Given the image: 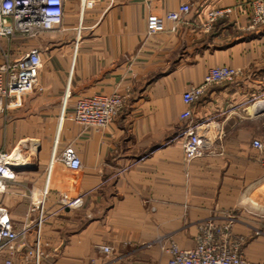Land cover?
I'll return each mask as SVG.
<instances>
[{
    "label": "crops",
    "instance_id": "1",
    "mask_svg": "<svg viewBox=\"0 0 264 264\" xmlns=\"http://www.w3.org/2000/svg\"><path fill=\"white\" fill-rule=\"evenodd\" d=\"M250 1L66 0L60 28L24 40V49L41 50L43 63L34 88L0 112V149L21 155L0 205L22 227L54 151L72 145L83 163L80 206H66L55 188L47 194L41 264H166L167 238L195 246L201 221L225 208L238 215L245 254L264 263V150L252 143L264 140V33L230 35L231 28L257 31L248 24ZM184 2L193 5L184 19L148 32L150 14ZM220 7L233 11L207 29L209 10ZM222 64L244 73L212 84L193 105L208 139L222 143L188 159L183 92ZM115 91L127 100L107 126L72 119L78 98ZM35 237L33 226L26 240ZM24 250L23 239L10 242L0 264L6 257L34 264Z\"/></svg>",
    "mask_w": 264,
    "mask_h": 264
},
{
    "label": "built area",
    "instance_id": "2",
    "mask_svg": "<svg viewBox=\"0 0 264 264\" xmlns=\"http://www.w3.org/2000/svg\"><path fill=\"white\" fill-rule=\"evenodd\" d=\"M66 0H0V112L5 111L9 102L30 92L38 83L42 67V54L38 47L24 49V40L37 37L43 31L55 30L62 26ZM192 3L184 2L177 9L165 15L156 13L148 17V32L162 30L165 19L180 21L192 11ZM233 7H220L209 10L204 26L211 29L213 23L228 16ZM249 27L264 23V0H254ZM244 73L241 67L228 64L209 68L202 83L190 86L183 92L186 108L180 118L186 121L184 150L188 159L202 156L208 148V137L204 132V121L193 117V105L215 83L234 81ZM127 95L118 91L110 94L95 93L76 100L73 116L83 125L98 128L107 126L121 111ZM253 146L264 150V141L254 138ZM21 155L19 151L9 152L0 149V192L5 183L17 177ZM83 163L77 150L67 145L62 151H54L47 168V181L40 199L29 206L28 219L22 227H16L8 209L0 205V250L18 239H23L24 258L34 264H41L45 250L41 240V228L46 218V197L51 188L63 194L66 206L78 207L82 204L80 191ZM37 212L36 216L33 214ZM238 219L236 211L230 208L214 212L199 224L196 245L182 247L172 237L168 240L170 257L166 264H264L251 260L244 251L245 237L234 229ZM36 228L32 242L26 240L31 227ZM101 249L110 253L113 247L104 244ZM2 264H14L12 257H6Z\"/></svg>",
    "mask_w": 264,
    "mask_h": 264
},
{
    "label": "rangeland",
    "instance_id": "3",
    "mask_svg": "<svg viewBox=\"0 0 264 264\" xmlns=\"http://www.w3.org/2000/svg\"><path fill=\"white\" fill-rule=\"evenodd\" d=\"M253 1L254 0H251L250 2H251V4H250V8H249V10L250 11H248V13L250 12V14H251V12H252V9H253ZM249 15V14H248ZM248 24L250 25V22H248ZM252 30H257V32H260V31H262L263 29H264V23L263 24H261V25H259V26H256V27H254V28H251ZM245 32H249V30H247V29H242V28H231V32H230V35H231V37H233L234 39H239V38H242L243 36H246V35H248L247 33H245ZM23 95H21L20 97H18V99H20L21 97H22ZM263 110H264V108H262ZM64 110H65V107H63V110H62V114H63V112H64ZM72 116V119H74L75 120V118H74V116H73V113L71 114ZM263 119H264V115H263ZM76 121V120H75ZM264 121V120H263ZM76 122H78V121H76ZM78 123H80V122H78ZM81 125H83L82 123H80ZM254 125H256V126H258V127H260L261 126V130H262V134L264 135V122L259 126V122H256V124H255V122H250V126H254ZM264 141V140H263ZM222 142H216V141H214V142H212V140L211 139H209L208 140V148H213V147H215V144H221Z\"/></svg>",
    "mask_w": 264,
    "mask_h": 264
},
{
    "label": "trees",
    "instance_id": "4",
    "mask_svg": "<svg viewBox=\"0 0 264 264\" xmlns=\"http://www.w3.org/2000/svg\"><path fill=\"white\" fill-rule=\"evenodd\" d=\"M264 33V29L260 32L254 31L252 33H250L249 35H247L246 37H254V36H258L260 34Z\"/></svg>",
    "mask_w": 264,
    "mask_h": 264
},
{
    "label": "water",
    "instance_id": "5",
    "mask_svg": "<svg viewBox=\"0 0 264 264\" xmlns=\"http://www.w3.org/2000/svg\"><path fill=\"white\" fill-rule=\"evenodd\" d=\"M18 168V166H16V169Z\"/></svg>",
    "mask_w": 264,
    "mask_h": 264
}]
</instances>
